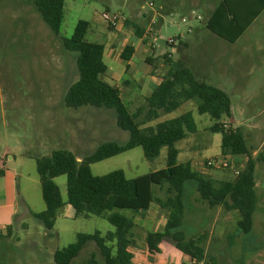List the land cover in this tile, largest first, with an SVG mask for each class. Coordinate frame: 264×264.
Returning <instances> with one entry per match:
<instances>
[{
  "label": "rangeland",
  "instance_id": "obj_1",
  "mask_svg": "<svg viewBox=\"0 0 264 264\" xmlns=\"http://www.w3.org/2000/svg\"><path fill=\"white\" fill-rule=\"evenodd\" d=\"M214 1L66 0L60 35L56 36L38 14L33 0H0V161L4 164L3 170L12 172L17 178L14 195L17 198L21 218V221L18 220L14 224L11 236L0 237V264H55L53 259L55 251L74 243L78 233L100 231L106 234L114 231V226L102 217L91 215L88 218H76L74 209L68 204L57 212L56 223L51 231L46 230L31 214L46 209L36 158L49 156L58 149H66L81 159L104 142L125 143L129 139V133L117 126L113 110L90 106L75 109L65 105V94L70 85L78 79L77 54L65 50L61 38H70L78 22L85 20L90 23V31L87 35L89 41L102 43L106 49L114 50L115 53H121L127 45L138 47L140 38L136 33L137 27L142 29L146 25L141 18L144 14H150L152 9L147 3L153 2L154 9L166 5V9L172 15L165 16L163 27L156 33L154 26L150 27L151 38H148L144 44L150 49L155 42L157 48L152 49H156L157 55L168 52L176 61L181 59L178 46L177 50L173 51L167 40L183 33L185 39L191 41L193 39L189 33L191 29L206 30L208 12L205 5H213ZM103 13L122 17L123 22L120 27L110 28L102 17ZM184 18L186 22H183ZM126 20L129 21L127 25ZM259 22H262V19L247 35L253 42L249 63L251 67L259 66L261 61L257 47L258 42L264 41V29L260 27ZM205 45L202 47L203 52L212 54L213 49ZM220 52L222 53L218 48L214 53ZM104 60L111 70L123 73L125 62L122 59L118 57L112 62L105 54ZM133 61L140 68H148L149 71L162 77L168 71L164 56L153 59L149 66L141 61L139 53ZM109 72L104 79L111 85L121 88L122 99L128 104L131 112L140 108L146 110L148 106L146 97L139 94L140 91L132 81L129 80L131 85L127 87L120 80L112 79ZM230 95L233 105L232 118L227 119L226 123L232 128H238L242 124V130L248 131V126L257 120L256 115L264 110V95L257 96L259 99H256L253 114H248V110L244 114L240 112L243 106L237 101L245 96L231 93ZM188 111L193 112L199 131L177 143L180 149L179 162H190L195 171L216 180L235 178L234 169H217L208 165L209 160L223 156L222 135L209 130L214 121L207 114L200 115L194 101L184 103L171 114L162 113L159 119L144 126L156 125L160 121L178 117ZM145 115L146 112L141 114L140 122L145 119ZM248 144L250 146L247 138ZM250 150L253 154V149ZM166 153L167 150L164 148L156 160L148 161L143 149L137 147L95 163L91 168L93 174L98 176L121 169L128 178H136L165 168ZM247 161V156L238 158L232 156V166L241 170ZM256 177L258 190L262 193L264 176L260 163ZM2 183L3 179L0 177V188L3 187ZM55 183L66 202L67 176L55 178ZM199 201L202 202L195 185L188 183L184 199L186 221L183 230L189 236L203 233L213 221L211 217L196 213ZM122 212L130 216L129 210ZM258 215H260L259 210L256 212V216ZM233 216V220L228 223L230 233L238 230L237 222L240 219L237 211ZM147 230L152 232L153 226L149 225ZM135 234L139 238L138 244L141 247L145 241L138 230H135ZM244 238L245 241L236 239L227 254L221 256L218 264H264V248L251 249L248 246V235ZM92 253H96L103 264L100 251L93 242L80 252L72 264H83ZM151 254L148 264H153L156 256L158 259L162 258L160 253ZM168 260L170 264L173 263L172 258L169 257ZM211 263L212 260L209 259L206 264Z\"/></svg>",
  "mask_w": 264,
  "mask_h": 264
},
{
  "label": "trees",
  "instance_id": "obj_2",
  "mask_svg": "<svg viewBox=\"0 0 264 264\" xmlns=\"http://www.w3.org/2000/svg\"><path fill=\"white\" fill-rule=\"evenodd\" d=\"M261 1L262 10L254 13L249 21L248 14L243 18L230 9L227 1L224 2V7L217 10L216 19L208 22V29L227 41H236L263 11L264 0ZM33 2L43 21L59 36L66 0ZM223 14L229 23L234 25L233 38L227 37L217 26L219 18L223 19ZM128 23L126 20L125 24ZM89 31L90 23L80 20L70 38H61L64 49L77 54L78 79L68 88L64 97L65 105L75 109L90 106L113 110L117 126L129 133V139L125 143L104 142L80 160L66 149H58L49 156L36 158L46 209L31 214L46 230H53L57 212L66 204L74 209L76 218L95 215L114 226V231L106 234L100 231L78 233L74 243L55 251V264H72L91 242L95 243L100 251L103 264H132L131 248L136 244L133 236L135 217L144 215L152 204L159 205L169 214L163 231L147 234L149 251L160 253V245L170 242L183 255L195 261L194 264L203 262L207 234L201 233L188 238L183 230L186 211L184 199L188 183L195 185L200 199L210 208L221 206L228 211H237L240 215L237 222L238 232L243 235L250 234L254 228V214L259 203L256 167L264 162V148L262 153L253 158L241 127L232 128L226 123L227 119L232 118L230 96L222 89L198 80L183 60L174 61L169 55H165L168 71L153 93L146 98L147 109L140 108L131 112L128 104L122 99L120 89L104 79L108 72V65L104 60L106 46L89 41ZM136 33L139 37L142 36L138 27ZM134 52V47L127 45L121 52V59L129 61ZM188 101L196 103L200 115L207 114L214 121L209 130L222 135L223 155L248 157L241 173L235 178L216 180L195 171L190 162H179L180 149L177 143L199 131L192 111L160 121L156 125L144 126L159 119L162 113H173ZM143 112H146L145 119L140 122L139 117ZM137 147L143 149L148 161L156 160L162 149L166 148L165 168L136 178H128L121 169L102 176L93 174V164ZM62 175L67 176L66 202L55 183V178ZM122 210H129L130 216ZM83 264L102 263L97 254L92 253Z\"/></svg>",
  "mask_w": 264,
  "mask_h": 264
},
{
  "label": "crops",
  "instance_id": "obj_3",
  "mask_svg": "<svg viewBox=\"0 0 264 264\" xmlns=\"http://www.w3.org/2000/svg\"><path fill=\"white\" fill-rule=\"evenodd\" d=\"M226 1L230 9L237 12L243 18L248 14V21L252 18L254 13L260 12L263 8L261 0H215L213 5H205V9L208 12V22L216 19L215 15L217 14V10L220 8L222 9ZM166 8V5H160L158 8L152 9L150 14H144L142 16L141 19L145 21L146 27L144 26L142 29L139 28L140 31H142V36H138V38H140V44L138 47L132 45L135 52L129 61L123 60L125 62L123 73H116L108 67L112 79L117 81L120 80L123 84L127 85V87L131 85L129 81L131 80L138 91H140L139 94L146 98L153 93L164 76L157 75L153 71H149L148 68H140L133 59L136 57L137 53H139L141 61L149 66L148 64H151L153 59L169 55L168 52L157 55L155 52L156 49H152V46L148 49L144 44L148 38H151L149 37L150 27L154 26L156 33L163 27L165 16H167V14L172 15ZM222 17L223 19L219 18L218 20V28L224 31L227 37L233 38L235 36V31L233 30L235 29L234 25L229 23L225 14H223ZM260 19H262V22H259L260 27L264 29V9L234 42L219 37L208 29L207 25L205 28L206 30H199L197 28L191 29L189 32L193 36L191 41L185 39L183 33L180 34L182 38L178 45V53L181 55V60L186 63L198 80L222 89L230 96V99V93L233 95L245 96L242 97L243 99L237 101L240 106H243L240 109L241 114H244L247 110L248 114H253L256 99H259L257 96L264 95V41L258 42L257 47V51H259L261 55L260 65L251 67L249 63L250 55L253 52V42H251L249 36H247ZM92 38L94 39V36ZM205 44L213 49L212 54L203 52L202 47L206 46ZM218 48L222 53H214ZM105 54L112 62L118 57L121 59V53H115L114 50L111 49H105ZM125 76L127 78H125ZM118 88L121 91V88ZM256 118L257 120L248 126V131L243 130L246 139L248 138V143H250L248 147L254 151L252 154L253 158H256L259 153H262L264 148V110L261 114H257ZM241 125L239 127H241ZM260 164L261 172L264 176V162ZM3 165L2 161H0V171L2 172L0 177L3 179V183L1 184L3 187L0 188V237H9L12 234L14 224L18 220L21 221V218L19 217L17 198L14 195L17 178L12 172L4 171L2 168ZM257 170L258 164L256 173ZM261 191L262 193L258 190L259 203L257 208V210L260 211V215L256 216L257 211L255 212L254 228L253 231L248 234V246L256 250L264 248V186L261 188ZM197 207L196 213L211 217L213 220L210 227L203 232L207 234V238L204 242L205 258L203 262L199 264H206L209 259L212 260L211 264H218L221 256L227 254L226 252L232 248L235 240H244L246 235L240 234L238 230L234 233H230L231 231L228 227V223L233 220L235 211L225 210L221 206L215 209L210 208L207 203L203 201H199ZM168 214V211L162 209L159 205L152 204L144 215H137L135 217L136 227L133 231V236L136 244L131 248V252L133 253L132 264L150 263L149 258L152 254L148 249L146 238L147 234L151 231H148L147 228L149 225H152V232L163 231L167 223ZM185 218L184 223L186 221ZM135 230H138L142 235L143 241H145L141 247L138 244L139 238L135 234ZM186 235L188 238L193 237L189 236L187 233ZM160 250L162 258L158 259V256H156L153 264H170V260H168L169 257L173 259L172 264L195 263V261L183 255V253L170 242H163L160 245Z\"/></svg>",
  "mask_w": 264,
  "mask_h": 264
},
{
  "label": "built area",
  "instance_id": "obj_4",
  "mask_svg": "<svg viewBox=\"0 0 264 264\" xmlns=\"http://www.w3.org/2000/svg\"><path fill=\"white\" fill-rule=\"evenodd\" d=\"M148 7L154 9L155 5L153 2L147 3ZM103 19L106 21L107 25L110 28H118L122 24V17L118 16L117 14H109L103 13ZM200 19V16L198 17ZM187 20L184 18L183 22ZM155 23V22H154ZM182 36H176L169 38L167 40V44L172 47L173 51H176L179 41L181 40ZM152 48H157V44L155 42L152 43ZM208 165L213 168L217 169H234V173L238 176L241 173V169L232 166V156L231 155H223L219 159L209 160Z\"/></svg>",
  "mask_w": 264,
  "mask_h": 264
}]
</instances>
